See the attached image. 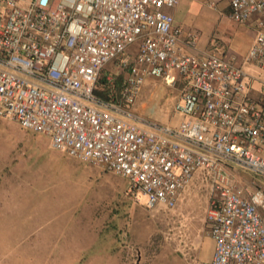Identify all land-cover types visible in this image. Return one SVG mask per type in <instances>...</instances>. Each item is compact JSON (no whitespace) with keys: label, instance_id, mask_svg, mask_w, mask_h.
Instances as JSON below:
<instances>
[{"label":"built area","instance_id":"1","mask_svg":"<svg viewBox=\"0 0 264 264\" xmlns=\"http://www.w3.org/2000/svg\"><path fill=\"white\" fill-rule=\"evenodd\" d=\"M181 1L0 0V117L127 178L150 211L174 209L196 172H212L206 222L215 251L200 264H264V190L235 186L228 171L264 177V87L255 100L235 57L190 52L199 36L182 41L173 13ZM222 1L234 23L254 20L244 62L264 72V0ZM111 62L128 72L118 99L97 93ZM149 78L181 87L178 127L136 110Z\"/></svg>","mask_w":264,"mask_h":264},{"label":"rangeland","instance_id":"2","mask_svg":"<svg viewBox=\"0 0 264 264\" xmlns=\"http://www.w3.org/2000/svg\"><path fill=\"white\" fill-rule=\"evenodd\" d=\"M218 3L213 9L207 0H182L178 7L177 23L198 34L200 52L216 51L219 37L239 28L227 3ZM117 64L115 77L124 83L128 72ZM109 85L114 97L116 81ZM163 86L173 108L181 87ZM36 136L0 117V264H200L210 256L205 207L215 174L195 173L186 205L150 211L128 179L35 145ZM228 171L235 186L255 187L249 171Z\"/></svg>","mask_w":264,"mask_h":264},{"label":"crops","instance_id":"3","mask_svg":"<svg viewBox=\"0 0 264 264\" xmlns=\"http://www.w3.org/2000/svg\"><path fill=\"white\" fill-rule=\"evenodd\" d=\"M222 3H225V1H222ZM226 10L229 13L228 3L226 5ZM173 13L175 15L176 25L180 27V25H178V23H177L178 8L173 10ZM224 13H222L223 16L225 15ZM227 17L229 18L228 15H227ZM229 20H230V18H229ZM238 25H239L238 29L232 30L229 34H222V36L219 37L218 42H217V48L218 49H216V51H214V52H216L219 55L226 57V58H229L231 56L235 57V59H236L235 63L238 66L243 67L244 70L248 73V75L252 79V98L255 100H259L261 95H262V88L264 87V72L262 70H260L259 68H257L255 65L248 64V63L244 62L245 56L249 52L250 48L252 47V44H253L254 39H255V35H256L255 22H254V20H251L246 24H243V25L238 24ZM186 35H187V32H185L183 30V34H182V41L183 42L185 41ZM222 44H224V48L228 47L226 49V51H223ZM136 49L138 51L137 45L130 47V49L128 50V54H130L131 56H134L137 53ZM190 52L195 53L197 55H202V53H203V52H200L198 50L197 51L190 50ZM114 64H115V62L109 63L105 67L106 71L105 72L103 71V73H104V76L106 77V79L108 81V84H111L114 81H116V84H118L117 85L118 92L114 96L116 99H118L120 97L124 83L119 85V80H118L119 78L117 76L115 77V72L113 71V68H112ZM117 65H119V64H117ZM120 68H121V66H120ZM111 88H112V86H110V90H111ZM103 89H104V87L100 85L99 90H103ZM144 93L147 94L146 97L144 96ZM166 93H167V88H165L163 86V83L160 80H155L153 85H151V86L145 85L143 87L141 93H140L139 98H138V101L136 104V110L139 113H141L144 117H147L151 120H157L163 124H169L172 127H178L183 122L184 117L177 114L174 111V106H173V108H171L169 104L165 103ZM112 95H113L112 93H111V95L109 93V95H108L109 97H104V98H110V97H112ZM177 99L178 98L175 99V102ZM175 102H174V105H175ZM27 131H29V130H27ZM32 133H34V132H32ZM35 134L37 135L36 139H35V145L36 144L37 145L45 144L48 148L55 150L51 145V138L48 135L37 134V133H35ZM29 143L30 142H26L25 140H23L21 144L29 145ZM55 151H58V150H55ZM59 152L61 153V155L69 156L65 152H61V151H59ZM84 163H88V162H84ZM89 164H92V163H89ZM92 165L99 167L95 164H92ZM24 166H27V163H25ZM232 167H239V166L231 165L230 168H232ZM63 168H65V166H63ZM99 168H101V167H99ZM234 171H238V170L234 169ZM249 173L251 174L250 176L252 177L251 183L253 185H255V187L250 189V190L248 189V190L254 191V190L259 189V188L264 190V177L257 175V174H254L252 172H249ZM128 183L130 184L129 180H128ZM184 191L182 192L176 207H178L179 205L183 206L181 203L186 205L187 201L189 202L192 200L193 196H183L185 194ZM211 193H212V195L208 196V198L206 200V207H205L206 213H207V210H208V207H209V204H210L212 198L216 197V196H214L213 188H212ZM119 211H121V210H119ZM262 215L264 218V212H262ZM214 251H215V245L211 249L210 256L203 262L210 261L214 255Z\"/></svg>","mask_w":264,"mask_h":264},{"label":"trees","instance_id":"4","mask_svg":"<svg viewBox=\"0 0 264 264\" xmlns=\"http://www.w3.org/2000/svg\"><path fill=\"white\" fill-rule=\"evenodd\" d=\"M118 83V82H117ZM123 84V81H119V85ZM103 86L104 89L103 90H97V93L99 95H101L102 97H109V93L111 95L112 91L110 90V85L108 84L106 78L104 77V74L102 73L101 75V79H100V82H99V86ZM118 85V84H117ZM120 87V86H119Z\"/></svg>","mask_w":264,"mask_h":264}]
</instances>
